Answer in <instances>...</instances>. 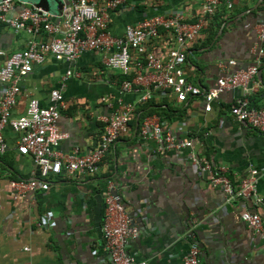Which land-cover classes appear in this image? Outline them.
Instances as JSON below:
<instances>
[{
    "label": "crops",
    "instance_id": "crops-1",
    "mask_svg": "<svg viewBox=\"0 0 264 264\" xmlns=\"http://www.w3.org/2000/svg\"><path fill=\"white\" fill-rule=\"evenodd\" d=\"M107 0H97L102 4ZM109 12V30L123 35L126 26L144 17L180 11L192 22L202 12V0H119ZM13 16L26 0H14ZM224 0L215 19L220 26L212 34L202 32L186 44L183 70L190 83L201 89L211 87L223 73L253 65L257 60V24L264 22V0ZM60 13V12H59ZM58 12L56 14H59ZM216 21V20H215ZM32 37L25 29L13 30L0 22V66L12 52L25 48ZM38 41L46 35L37 34ZM164 58L172 44L164 34L149 43ZM234 60L233 65L227 64ZM80 76L61 78L67 69ZM255 80L260 84L251 95L253 105L264 106V56L257 66ZM120 72L106 67L97 51H88L72 62L46 56L20 81V92L12 116L26 113L28 101L36 98L49 103L51 89H59L65 101L57 125L67 132L58 148L68 153L94 148L102 133L101 116L113 109L117 100L134 102L135 93L119 88ZM0 82V92L3 89ZM239 88L220 93L204 110L203 96L178 101L172 94L152 98L148 107L162 109V127L179 137H192L194 148L213 166L225 167L232 184L237 185L250 167L258 170L257 193L252 198L226 202L219 187H211L206 175L189 162L187 150L159 152L153 141H144L137 123L128 127L111 144L109 151L91 174L69 173L62 168L46 177L47 187L13 198L14 179L38 178L28 155L16 150L18 132L9 125L2 133L7 148L0 155V264H112L104 249L101 231L103 191L108 178L117 186L127 214L139 228V235L127 248L146 264H183L189 247L190 228L201 254L199 264H264V238L241 219L244 209L257 211L264 226V132L237 120L229 111L240 95ZM153 111L149 115H158ZM147 115V116H149Z\"/></svg>",
    "mask_w": 264,
    "mask_h": 264
},
{
    "label": "built area",
    "instance_id": "built-area-1",
    "mask_svg": "<svg viewBox=\"0 0 264 264\" xmlns=\"http://www.w3.org/2000/svg\"><path fill=\"white\" fill-rule=\"evenodd\" d=\"M221 1L202 0V12L192 22L186 21L180 11L154 14L144 17L135 25L126 26L123 35L117 36L109 30V12L117 7L119 0H107L101 5L97 0H62L59 14L39 10L26 3L11 17L8 13L15 8L14 0H0V22L15 31L25 29L32 35L25 48L12 52L0 66V82L4 85L0 92V155L7 148L2 129L9 125L18 132L17 152L31 157L38 176L11 180L13 198L36 188H46V177L60 173L62 168L80 175L96 172L111 144L119 135L127 132L128 120L136 107L156 95L172 94L178 101L201 95L205 100L204 110L209 111L212 101L220 93L239 88L240 95L231 103L230 113L237 120H244L252 128L264 132V106L256 107L251 100V95L260 85L255 75L258 63L264 56V22H259L256 28L259 46L255 64L227 73L226 64L218 62L223 73L208 89L190 83L183 70L187 58L186 44L196 40L207 23L214 21ZM224 1L228 8L232 6L231 0ZM161 29L169 30L175 43L164 58L157 56L148 46L159 36ZM40 33L46 35L45 40L35 38ZM88 51L99 52L106 67L129 76L119 81V88L122 92L137 94V98L134 102L119 99L112 103L111 112L101 116L102 133L94 148L81 151L73 147L68 153H63L58 145L68 134L57 125L60 109L65 106L64 96L59 89H51L49 103L45 106L36 98H31L26 113L21 116H12V108L20 92V81L34 65L43 63L48 55L58 61L72 62ZM234 63V60H229L227 64ZM78 76L79 72L69 68L61 81L64 84ZM161 120L159 115L145 116L139 124V136L146 142L153 141L159 152L186 149L189 162L199 173L206 175L211 187L222 189L227 203L247 198L262 202L257 193V169L250 167L248 174L237 185L232 184L225 167L213 166L207 157L195 150L192 137H179L163 129ZM103 202L101 231L104 249L112 264H146L127 251L129 243L138 237L140 230L127 214L112 178L106 180ZM240 217L253 232L264 238V226L257 211L244 209ZM190 230L189 247L183 264H199L201 251L193 239V230Z\"/></svg>",
    "mask_w": 264,
    "mask_h": 264
},
{
    "label": "trees",
    "instance_id": "trees-1",
    "mask_svg": "<svg viewBox=\"0 0 264 264\" xmlns=\"http://www.w3.org/2000/svg\"><path fill=\"white\" fill-rule=\"evenodd\" d=\"M220 24H221V21L220 20L214 19L213 22H208L207 25L204 27L203 32L209 33V31H211V33H210V40L212 39V34L220 26ZM160 34H164L168 38L169 42L172 44V48L175 46V43L173 41V38H172L169 30L161 29L160 30ZM119 78H120V80H122L123 78H130V77L127 76V75H123L122 73H120ZM152 103H153V101L151 99L148 102H145L143 104L138 105L136 107L135 111L130 115V118H129L128 123H127L128 127H130L131 125H134V124L137 123V126L139 128V124L142 121V119L145 116H147L150 113H152L153 111H157L155 113L158 114L160 118H163V114H165L166 111L164 109H162V112H160L161 109H156V108H153V107H148Z\"/></svg>",
    "mask_w": 264,
    "mask_h": 264
},
{
    "label": "water",
    "instance_id": "water-1",
    "mask_svg": "<svg viewBox=\"0 0 264 264\" xmlns=\"http://www.w3.org/2000/svg\"><path fill=\"white\" fill-rule=\"evenodd\" d=\"M28 4L39 10H44L47 12L56 13L60 10L62 6V0H26ZM244 124H247L246 121H241Z\"/></svg>",
    "mask_w": 264,
    "mask_h": 264
}]
</instances>
